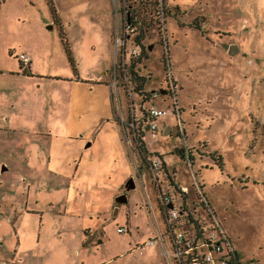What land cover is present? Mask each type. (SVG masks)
<instances>
[{
    "label": "rangeland",
    "instance_id": "rangeland-1",
    "mask_svg": "<svg viewBox=\"0 0 264 264\" xmlns=\"http://www.w3.org/2000/svg\"><path fill=\"white\" fill-rule=\"evenodd\" d=\"M119 1L0 0V264H175L152 190L178 210L180 183L202 227L203 198L240 263L264 264V0H161L163 24L125 42ZM143 96L164 110L144 153L125 124Z\"/></svg>",
    "mask_w": 264,
    "mask_h": 264
},
{
    "label": "built area",
    "instance_id": "built-area-1",
    "mask_svg": "<svg viewBox=\"0 0 264 264\" xmlns=\"http://www.w3.org/2000/svg\"><path fill=\"white\" fill-rule=\"evenodd\" d=\"M121 11V27L123 28V40L125 42V34L133 32L135 29L148 26L152 18L159 21L158 24H163V8L161 0H120ZM133 3L134 8L130 9V5L127 3ZM155 2V3H154ZM141 11L142 14H139ZM152 17V18H151ZM139 47L134 45L127 52H123V63L138 57ZM22 65L28 64V57L19 54L16 56ZM166 75V85L168 91L174 97L175 84L170 75L169 64L164 65ZM155 96V94H153ZM177 112V108L172 106V110ZM164 110L150 107L148 108L147 115L148 131L154 133L156 131L155 118L163 115ZM151 162L152 171L154 173L155 168L161 166L158 159H154ZM180 192H185L184 186H179ZM160 203L165 211L164 224L165 233L168 237L169 244L172 251V256L175 264H241L238 255L231 244L228 236L222 230L219 222L215 219L213 213L210 211L208 202L203 198L199 199L198 204L204 212V216L207 217L208 222L205 227L200 225L198 214L193 215L195 210L189 211L186 206L184 210L181 206L178 210L173 208L172 200L169 196L164 195L163 191L159 193ZM170 205V207H167ZM183 206V205H182ZM193 209V207L191 208ZM191 220V222L189 221ZM195 223L198 224L199 231L194 229ZM186 227V228H185ZM117 231L123 232L122 228H117ZM152 241L149 240L148 244ZM222 246H224V253L218 258H213L212 252H221ZM166 254V252H165Z\"/></svg>",
    "mask_w": 264,
    "mask_h": 264
},
{
    "label": "crops",
    "instance_id": "crops-1",
    "mask_svg": "<svg viewBox=\"0 0 264 264\" xmlns=\"http://www.w3.org/2000/svg\"><path fill=\"white\" fill-rule=\"evenodd\" d=\"M29 63H30V59H28V65H27V67H26V69L28 70V67H29ZM169 64V63H168ZM169 68H170V65H169ZM21 69V68H20ZM8 73H10V74H19L20 73V71H19V68H8ZM171 78H172V80H173V82H174V84H175V88H176V86H177V84H176V81L174 80V78L171 76ZM153 108H155V107H153ZM157 109H159V108H157ZM172 111H174V110H172ZM174 115V114H173ZM4 119H6V118H4ZM155 123H156V118H155ZM156 127L158 128V125H157V123H156ZM157 128H156V130H157ZM160 132H162V134H167L168 136H173V137H177L178 135H179V133H181L182 132V130L180 129V126L177 124V121H171V122H169V121H165L164 119L161 121V127H160ZM178 134V135H177ZM183 134V133H182ZM181 134V135H182ZM183 136V135H182ZM22 150H23V152H22ZM19 152H21V154H20V158H21V162H24V163H28V161H29V157H30V154H29V152L28 151H25L24 149H21V150H19ZM179 156H181L180 154H179ZM47 157H49V156H47ZM156 159H158V158H156ZM159 160V159H158ZM160 161V160H159ZM160 163H161V166L160 167H158V168H161L162 167V164H163V161H160ZM178 186H183V184H178ZM186 188V187H185ZM134 189V188H133ZM133 189H131V190H133ZM153 189V188H152ZM153 191V194H154V197H155V201H156V204L158 205V207H159V210L162 212V214H163V217H164V214H165V211H164V209H163V207H162V205H161V203H160V198H159V193H157V192H154V190H152ZM187 191H185V192H183V193H181V195L179 194H177V198H180V196L182 197V195H184L185 193H186ZM171 198V200L172 199H174L172 196L170 197ZM177 198H175V199H177ZM114 202V201H113ZM181 202H183V206H185L187 203H186V200H182ZM123 203H127V196H126V200H125V202H123ZM123 203H120V204H118L116 207L118 208L121 204H123ZM182 205V204H181ZM167 207H170V205H167ZM108 209V208H107ZM105 212V211H104ZM222 228V227H221ZM222 230L224 231V229L222 228ZM225 232V231H224ZM226 233V232H225ZM227 235V234H226ZM228 236V235H227ZM17 237H19V236H17ZM229 238V237H228ZM18 241V240H17ZM163 244H164V242H163ZM235 249V248H234ZM236 251V250H235ZM236 253H237V251H236ZM237 255H238V253H237Z\"/></svg>",
    "mask_w": 264,
    "mask_h": 264
},
{
    "label": "flooded vegetation",
    "instance_id": "flooded-vegetation-1",
    "mask_svg": "<svg viewBox=\"0 0 264 264\" xmlns=\"http://www.w3.org/2000/svg\"><path fill=\"white\" fill-rule=\"evenodd\" d=\"M152 19L155 20V23H158L157 22L158 20H156L154 18H152ZM153 20L151 21L152 23H154ZM147 102H148V99H146L145 96L141 97L139 102H137L136 104H132L129 116L126 117L125 124L127 125V128L129 129V131L131 133V136L135 139V142L140 141V135L139 134L142 135V133L145 134V133L149 132L148 128H147L148 121H149V117L147 115L148 108L146 107ZM139 150H140V148H139ZM141 152L144 153L145 150H144V152L143 151H141ZM154 159L155 158L149 157L148 162L154 161ZM123 190H124V188H123ZM125 195H126V193H125ZM115 204L118 205V203H115Z\"/></svg>",
    "mask_w": 264,
    "mask_h": 264
},
{
    "label": "trees",
    "instance_id": "trees-1",
    "mask_svg": "<svg viewBox=\"0 0 264 264\" xmlns=\"http://www.w3.org/2000/svg\"><path fill=\"white\" fill-rule=\"evenodd\" d=\"M155 3V2H154ZM49 5H50V8L52 9L53 7L51 6V3H50V1H49ZM54 11V10H53ZM138 38L137 39H135V41H136V43H135V45L136 44H138ZM63 45H64V47H65V52H66V55H67V58L70 60V57H69V53H68V49H67V44H66V42L65 41H63ZM136 46H138V45H136ZM137 58V57H136ZM136 58H134V60H136ZM18 59V58H17ZM18 65H19V68H21V69H23V65L21 64V62L19 61V59H18ZM28 65V64H27ZM27 65H25V70H22L23 71V74L25 73L26 74V67H27ZM28 73V72H27ZM136 79H138V80H141L142 79V77H135ZM138 143H140V141H138ZM139 148H140V150L141 151H143L144 152V148H143V146H142V144L140 143L139 144ZM179 152V154L181 155V156H184L183 154H182V151L181 150H179L178 151ZM186 156H190V155H188V153L186 152ZM211 159H216V163H217V165H218V167H220L221 166V163H220V157L217 155L216 156V158L215 157H211ZM180 200L182 201L183 200V198L180 196ZM182 203V205H183V202H181ZM181 205V209L182 210H184L183 208H184V206H182ZM190 222H191V220H189ZM194 229H196V231H199V229H198V224L197 223H195V225H194Z\"/></svg>",
    "mask_w": 264,
    "mask_h": 264
},
{
    "label": "water",
    "instance_id": "water-1",
    "mask_svg": "<svg viewBox=\"0 0 264 264\" xmlns=\"http://www.w3.org/2000/svg\"><path fill=\"white\" fill-rule=\"evenodd\" d=\"M148 48H149V47H148ZM163 92H164V91H163L162 89L159 90V93H160V94L163 93ZM88 144H89V143H87V145H88ZM148 163H149L150 168L152 169V167H151V162H148ZM1 169H4V167H1ZM123 188H124V192L121 193V194H119V195H117V196L114 198V202H115V203L120 204V203L125 202V200H126L125 192H127V191H129V190H131V189L134 188V184H133V181H132L131 178H128V179L125 181V183L123 184Z\"/></svg>",
    "mask_w": 264,
    "mask_h": 264
}]
</instances>
